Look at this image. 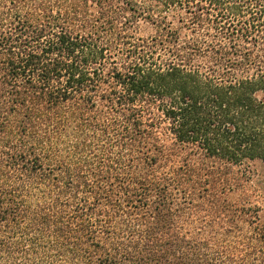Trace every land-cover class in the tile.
<instances>
[{
    "label": "trees",
    "instance_id": "1",
    "mask_svg": "<svg viewBox=\"0 0 264 264\" xmlns=\"http://www.w3.org/2000/svg\"><path fill=\"white\" fill-rule=\"evenodd\" d=\"M264 0H0V264H264Z\"/></svg>",
    "mask_w": 264,
    "mask_h": 264
},
{
    "label": "rangeland",
    "instance_id": "2",
    "mask_svg": "<svg viewBox=\"0 0 264 264\" xmlns=\"http://www.w3.org/2000/svg\"><path fill=\"white\" fill-rule=\"evenodd\" d=\"M253 174H254V180L259 181L264 177V165L260 163H254L252 166Z\"/></svg>",
    "mask_w": 264,
    "mask_h": 264
}]
</instances>
